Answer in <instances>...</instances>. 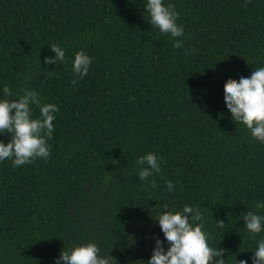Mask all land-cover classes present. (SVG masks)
Segmentation results:
<instances>
[{"label":"trees","instance_id":"trees-1","mask_svg":"<svg viewBox=\"0 0 264 264\" xmlns=\"http://www.w3.org/2000/svg\"><path fill=\"white\" fill-rule=\"evenodd\" d=\"M144 2L0 0V89L10 99L34 90L59 108L47 160L0 161V264H55L88 242L113 264H146L164 239L162 204L200 211L225 264H251L264 232H248L242 216L264 215V143L232 120L224 89L264 67V0H165L178 38L151 27ZM53 43L65 62L46 65ZM80 50L92 63L73 85ZM148 152L163 157L156 187L136 176Z\"/></svg>","mask_w":264,"mask_h":264},{"label":"clouds","instance_id":"clouds-1","mask_svg":"<svg viewBox=\"0 0 264 264\" xmlns=\"http://www.w3.org/2000/svg\"><path fill=\"white\" fill-rule=\"evenodd\" d=\"M143 8L148 13V23L161 34H169L173 38L184 35L183 25L177 24L179 13L171 3L166 4L165 0H145ZM48 46L55 56H45L46 65L65 62V49L61 45L53 43ZM183 46V41L173 40V48ZM188 52L190 50L186 54ZM91 63L92 57L84 50L74 54L72 72L76 78L72 80L73 85L88 74ZM22 91V95L10 99L13 93L9 87L5 85L0 89V135L10 134L7 142L0 140V161L11 159L13 167L32 163L37 158L48 159L51 152L48 141L53 138V121L59 112L56 104H41L36 91ZM224 92V103L232 120L243 124L250 130L253 139L264 143V67L255 68L250 77L242 76L238 82L229 81ZM31 105L39 108V117L34 118ZM136 163L140 166L136 174L139 181H148L152 187H156L155 179L149 180V177L161 172L163 157L148 152L138 157ZM165 186L168 192L174 191L175 186L171 180L165 181ZM255 207L258 210L264 209V201H257ZM242 219L248 232H264V215L248 210ZM154 221L158 222L164 239L154 237L152 254L146 264H225L223 255L226 250L209 245L212 237L205 231V217L200 211L187 207L180 212L162 204ZM216 224L217 227L224 225L222 221H216ZM252 252L249 258L251 264H264V237L257 241V247ZM113 261L117 262L109 253L101 256L99 247L88 242L63 249L55 259V264H113ZM238 264H249V260L241 259Z\"/></svg>","mask_w":264,"mask_h":264}]
</instances>
